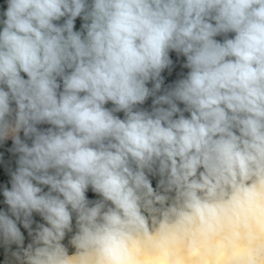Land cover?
I'll list each match as a JSON object with an SVG mask.
<instances>
[{
	"label": "clouds",
	"instance_id": "clouds-1",
	"mask_svg": "<svg viewBox=\"0 0 264 264\" xmlns=\"http://www.w3.org/2000/svg\"><path fill=\"white\" fill-rule=\"evenodd\" d=\"M264 264V0H0V264Z\"/></svg>",
	"mask_w": 264,
	"mask_h": 264
},
{
	"label": "bare ground",
	"instance_id": "bare-ground-1",
	"mask_svg": "<svg viewBox=\"0 0 264 264\" xmlns=\"http://www.w3.org/2000/svg\"><path fill=\"white\" fill-rule=\"evenodd\" d=\"M217 264H220V262L218 261Z\"/></svg>",
	"mask_w": 264,
	"mask_h": 264
}]
</instances>
